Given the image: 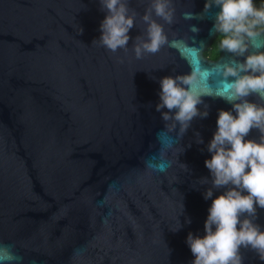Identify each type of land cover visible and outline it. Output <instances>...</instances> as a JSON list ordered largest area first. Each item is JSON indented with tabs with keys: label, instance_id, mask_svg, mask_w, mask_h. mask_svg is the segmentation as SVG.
I'll return each mask as SVG.
<instances>
[{
	"label": "water",
	"instance_id": "obj_1",
	"mask_svg": "<svg viewBox=\"0 0 264 264\" xmlns=\"http://www.w3.org/2000/svg\"><path fill=\"white\" fill-rule=\"evenodd\" d=\"M149 3L129 0L136 26L127 49L111 52L92 43L105 16L99 0H0V249L12 257L0 264H191L186 236L204 234L211 204L202 195L206 145L218 110L232 107L215 96L213 69L231 54L205 56L218 8L173 0L171 24L155 17L167 42L137 58ZM256 40L264 45V34ZM197 61L209 76L196 90H213L197 107L209 114L181 136L156 111L159 79L190 73ZM241 254L243 264H264L251 249Z\"/></svg>",
	"mask_w": 264,
	"mask_h": 264
},
{
	"label": "clouds",
	"instance_id": "obj_2",
	"mask_svg": "<svg viewBox=\"0 0 264 264\" xmlns=\"http://www.w3.org/2000/svg\"><path fill=\"white\" fill-rule=\"evenodd\" d=\"M99 4L105 16L99 24L100 35L92 43L98 42L111 52L127 49L129 31L136 26L138 14L130 8L129 0H99ZM213 7L219 9L213 23L218 48L231 54L214 66L222 85L215 89V96L232 107L218 110L216 130L206 145L210 158L204 160V165L209 177L202 179L210 186L202 195L205 200L211 198V204L204 234L190 231L185 242L193 256L191 264H243L242 248L251 249L264 261V226L257 223L258 209H264V104L248 99L253 96L264 100V45L256 40L264 34V0L259 6L256 0H205L202 12ZM174 14L173 0H150L139 17L144 25L143 35L134 38L137 58L156 53L167 42L164 25L155 17L171 24ZM183 15L185 19L194 16L191 11ZM196 15L202 18V13ZM191 30L199 31L195 25H191ZM208 76L209 70L196 64L190 73L159 79L156 111L163 121L179 125L181 136L194 117L206 118L209 114L207 106L201 110L197 105L213 90L206 83L196 90V85ZM165 108L167 111H162ZM253 129L259 135L250 138ZM196 137L197 143H203L199 133ZM184 167L187 169V165ZM183 207L182 204V212ZM184 223H191V219L185 217ZM182 226L178 219L177 226L170 230L175 232ZM0 259L12 257L0 249Z\"/></svg>",
	"mask_w": 264,
	"mask_h": 264
},
{
	"label": "trees",
	"instance_id": "obj_3",
	"mask_svg": "<svg viewBox=\"0 0 264 264\" xmlns=\"http://www.w3.org/2000/svg\"><path fill=\"white\" fill-rule=\"evenodd\" d=\"M256 4L257 6H259L260 0H256ZM218 44H219V39L217 36V38L213 42L212 47L208 51L205 52V56L212 60L218 59V57L220 56L222 52L221 50H219ZM213 53H215V55H213Z\"/></svg>",
	"mask_w": 264,
	"mask_h": 264
},
{
	"label": "snow or ice",
	"instance_id": "obj_4",
	"mask_svg": "<svg viewBox=\"0 0 264 264\" xmlns=\"http://www.w3.org/2000/svg\"><path fill=\"white\" fill-rule=\"evenodd\" d=\"M193 55L195 56V53H193ZM199 63V61H197V64Z\"/></svg>",
	"mask_w": 264,
	"mask_h": 264
}]
</instances>
